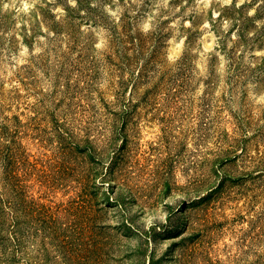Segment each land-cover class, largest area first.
<instances>
[{"label": "rangeland", "instance_id": "374dc122", "mask_svg": "<svg viewBox=\"0 0 264 264\" xmlns=\"http://www.w3.org/2000/svg\"><path fill=\"white\" fill-rule=\"evenodd\" d=\"M0 264H264V0H0Z\"/></svg>", "mask_w": 264, "mask_h": 264}, {"label": "trees", "instance_id": "16d2710c", "mask_svg": "<svg viewBox=\"0 0 264 264\" xmlns=\"http://www.w3.org/2000/svg\"><path fill=\"white\" fill-rule=\"evenodd\" d=\"M1 202H2V199H1V195H0V204H1Z\"/></svg>", "mask_w": 264, "mask_h": 264}]
</instances>
